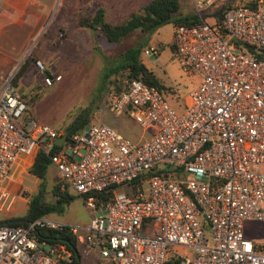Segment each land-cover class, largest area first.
Segmentation results:
<instances>
[{"label": "built area", "instance_id": "built-area-1", "mask_svg": "<svg viewBox=\"0 0 264 264\" xmlns=\"http://www.w3.org/2000/svg\"><path fill=\"white\" fill-rule=\"evenodd\" d=\"M189 2L194 19L172 25L178 65L199 76L182 111L164 90L133 76L107 97L109 108L152 125L145 138L102 122L66 134L23 116L27 105L12 70L1 77L0 188L20 157L41 149L59 187L81 197L88 219L72 225L45 214L0 222V264L68 259L65 241L39 236L38 228L67 229L107 264H264V0ZM112 185L110 196L97 195ZM248 220L260 223L262 239L246 235Z\"/></svg>", "mask_w": 264, "mask_h": 264}, {"label": "rangeland", "instance_id": "rangeland-1", "mask_svg": "<svg viewBox=\"0 0 264 264\" xmlns=\"http://www.w3.org/2000/svg\"><path fill=\"white\" fill-rule=\"evenodd\" d=\"M40 6L45 10V20L37 34L23 47L13 43L6 45L9 53L0 52V77L11 68L12 76L22 60L24 71L15 75V85L24 96L27 108L23 116H28L52 127L64 128L73 114L87 104L94 91L102 82V72L111 65L129 46L141 43V61L153 71L165 86L164 97L176 111H182L184 97L189 88L199 82L198 74L183 70L172 53V22H166L150 32L134 29L117 42L98 35L94 29L77 23L80 15L91 13L93 7L103 9V17L109 22H118L147 0H44ZM179 11L191 12L189 0H180ZM144 41L146 43L144 44ZM144 46L157 49L156 54H145ZM12 57V58H10ZM36 59L41 62L40 66ZM59 74L60 78L46 84V75ZM124 72L113 73L111 77L123 78ZM117 75V76H116ZM125 79V78H124ZM109 83L99 94L96 107L89 115V123L99 122L104 116L108 122L113 114L123 113L109 108L107 97ZM118 117V116H117ZM130 122L125 118L122 123ZM87 123V124H89ZM86 126V125H85ZM39 133L38 130L34 131ZM58 179L53 164H48L45 172L44 198L52 199L50 186ZM39 179L27 171V167L13 168L0 188V221L21 216L36 193ZM73 198L60 212L46 214L52 219L79 225L88 219L81 197L70 190ZM245 233L252 239H262L260 223L256 220L245 222ZM79 264H107L99 257L95 248L76 244Z\"/></svg>", "mask_w": 264, "mask_h": 264}, {"label": "trees", "instance_id": "trees-1", "mask_svg": "<svg viewBox=\"0 0 264 264\" xmlns=\"http://www.w3.org/2000/svg\"><path fill=\"white\" fill-rule=\"evenodd\" d=\"M180 0H147L141 4L136 10L131 11L125 18L118 22H109L103 17V9L101 7H93L91 13L80 15L77 23L81 26H88L94 29L98 35L104 36L107 40L117 42L125 35L134 29H139L143 32H150L156 27L166 22L188 23L194 19L191 12L181 13L179 11ZM142 44L138 43L129 46L122 51L117 59L102 72V82L100 86L94 91L93 95L85 106L78 109L63 128L66 134L74 132L77 128H82L87 125L91 111L96 107L99 100V94L104 89V84L109 83V93L119 91L124 88L126 79L130 76L140 78L141 80L156 86L158 89L164 90L165 86L157 79L155 74L146 67L140 60L139 51ZM170 47H172L170 43ZM25 60H22L14 75L11 77V82L15 85V75H19L24 71ZM123 73V78L111 77L113 73ZM46 73L49 72L46 70ZM117 76V75H116ZM125 78V79H124ZM16 86V85H15ZM21 93V91H19ZM23 96V94L21 93ZM24 97V96H23ZM26 102V101H25ZM58 146L52 145L51 151ZM49 157L41 149H37L32 159L27 166V171L36 176L39 181L37 184L36 193L30 199L24 213L15 218L6 219L2 222H11L15 224H24V222L15 221L16 218H24L30 220L36 216L45 215L53 212H60L73 198V194L66 187L60 188L61 179L58 178L51 186L50 193L52 199L46 200L44 193L45 187V172L48 164H50ZM118 186L112 185L97 193L98 196L106 198L111 195L114 189ZM37 235L51 238L61 239L65 241L67 247L70 249V256L61 264H79V252L76 248L74 236L67 229L54 228H38Z\"/></svg>", "mask_w": 264, "mask_h": 264}, {"label": "crops", "instance_id": "crops-1", "mask_svg": "<svg viewBox=\"0 0 264 264\" xmlns=\"http://www.w3.org/2000/svg\"><path fill=\"white\" fill-rule=\"evenodd\" d=\"M44 2V0H0V52L11 54V52H9L10 50L6 49L5 46L17 43V41L21 44L18 53L23 51V47L37 34L44 23L46 17L45 10L40 6L41 4H44ZM11 70H13V68H11L7 73ZM124 117L129 119L130 122L125 123L124 121L122 123ZM103 119L107 118L101 116L99 118L101 121L99 122L113 126L122 135L133 140L145 138L153 131L152 125L140 127L125 114H113L110 118H108V122H105ZM30 160L31 159L27 157H20L14 163L13 168L27 167ZM2 221L4 220H1L0 222ZM77 258L79 259V256H77Z\"/></svg>", "mask_w": 264, "mask_h": 264}, {"label": "water", "instance_id": "water-1", "mask_svg": "<svg viewBox=\"0 0 264 264\" xmlns=\"http://www.w3.org/2000/svg\"><path fill=\"white\" fill-rule=\"evenodd\" d=\"M146 43V41H144V44ZM63 137H64V134H61V135H59L58 137H56L55 139H53V142L55 143V144H59L60 142H61V140L63 139ZM15 221H19V222H24V221H26L24 218H16V219H14ZM35 232H37V230H34Z\"/></svg>", "mask_w": 264, "mask_h": 264}]
</instances>
